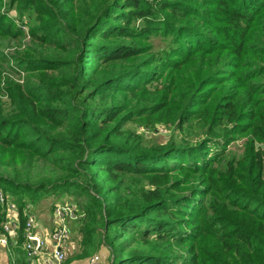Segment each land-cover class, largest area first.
<instances>
[{
    "label": "trees",
    "instance_id": "obj_1",
    "mask_svg": "<svg viewBox=\"0 0 264 264\" xmlns=\"http://www.w3.org/2000/svg\"><path fill=\"white\" fill-rule=\"evenodd\" d=\"M258 144L264 0H0V188L80 199V259L264 264Z\"/></svg>",
    "mask_w": 264,
    "mask_h": 264
},
{
    "label": "built area",
    "instance_id": "obj_2",
    "mask_svg": "<svg viewBox=\"0 0 264 264\" xmlns=\"http://www.w3.org/2000/svg\"><path fill=\"white\" fill-rule=\"evenodd\" d=\"M0 217V256L2 251L11 256L22 249L23 264H66L73 244L70 225L84 219L85 214L72 201L57 204L46 225L31 203L21 208L11 194L0 188ZM103 261L101 254H94L83 264Z\"/></svg>",
    "mask_w": 264,
    "mask_h": 264
},
{
    "label": "rangeland",
    "instance_id": "obj_3",
    "mask_svg": "<svg viewBox=\"0 0 264 264\" xmlns=\"http://www.w3.org/2000/svg\"><path fill=\"white\" fill-rule=\"evenodd\" d=\"M29 43H30V39H27L25 41L26 45H24V43L23 44L15 43V45L9 48L6 52H8L9 54H15L16 52H23L26 49L27 45H29ZM17 79H21L24 82L25 75L22 77H17ZM136 131L138 134L140 133L142 134V132L145 133V129H141V128H137ZM194 132L196 133L195 139L204 137L203 131L201 129H196ZM145 138L149 141L158 142L160 143V145H165L170 140L184 139L185 136L179 131L165 128V126H160V127H157L156 131L146 134ZM242 144H243V141L238 140L233 145H231L229 149L233 151L235 155H237L238 157H241L244 151V147ZM257 148L264 150V144H258ZM36 172L37 170L34 172V174ZM69 201H72V202L75 201L74 203L77 202L79 204V207L81 208L80 199L78 201L76 197H73L70 195H61L58 198H56L55 196H50L43 200H40L37 204H34L32 202H27V203H31V205H33L35 213L39 216L41 220H43L44 222H48L49 218L52 216V210L54 206L57 204H66ZM70 226L72 230L73 244H72L70 256L66 264H83L90 256L87 258H83V259L79 258V256H81L83 253L82 247L80 248V245H79L80 243L79 238L81 239V236H82L79 231V224L76 223L75 225V223H71ZM13 254H15L18 257V260L20 261H23L25 259V252L19 251L18 253H13ZM96 254L102 255L104 264H113V255L108 249V247L102 246L98 250V252H96ZM7 260H8V257L1 254L0 264H8Z\"/></svg>",
    "mask_w": 264,
    "mask_h": 264
},
{
    "label": "crops",
    "instance_id": "obj_4",
    "mask_svg": "<svg viewBox=\"0 0 264 264\" xmlns=\"http://www.w3.org/2000/svg\"><path fill=\"white\" fill-rule=\"evenodd\" d=\"M69 202H71V201H69ZM41 221L44 222L43 220H41ZM44 223L47 225V222H44ZM19 251H22V249H16L15 253H18ZM2 254L5 255L6 257H8V260H7L8 264H23V262L25 261V259L23 261L18 260V257L15 254L12 256H9L4 251H2Z\"/></svg>",
    "mask_w": 264,
    "mask_h": 264
}]
</instances>
